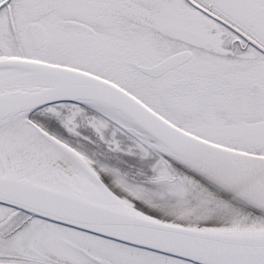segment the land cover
<instances>
[{"label":"snow or ice","instance_id":"snow-or-ice-1","mask_svg":"<svg viewBox=\"0 0 264 264\" xmlns=\"http://www.w3.org/2000/svg\"><path fill=\"white\" fill-rule=\"evenodd\" d=\"M0 264H264V0H0Z\"/></svg>","mask_w":264,"mask_h":264}]
</instances>
